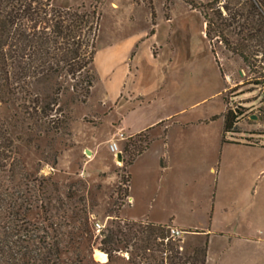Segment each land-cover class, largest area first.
Segmentation results:
<instances>
[{
  "label": "rangeland",
  "instance_id": "rangeland-1",
  "mask_svg": "<svg viewBox=\"0 0 264 264\" xmlns=\"http://www.w3.org/2000/svg\"><path fill=\"white\" fill-rule=\"evenodd\" d=\"M52 5L85 10L96 6V52L88 67L92 84L83 101L72 90L71 80L47 77L33 83L31 94L47 105L51 120L30 118L18 102L0 103V123L12 140L11 158L6 161L10 173L0 180L2 189H7L8 199L32 206L28 219L34 225L21 227L40 229V234L46 226L70 231L85 213L92 235L89 243L80 246L86 254L99 238L94 222L106 233L116 217L139 222L147 218L150 207H158L149 221L184 229L176 239L183 256L204 242L191 230H207L216 234L210 239L207 264H264V55L249 56L245 63L215 37L209 42L199 11L182 0H52ZM127 56L130 60L124 67L130 70L132 56H137L136 74L114 75L115 69L105 65V57L119 67ZM215 59L222 74L212 63ZM224 75L230 76L229 84ZM232 84L236 86L229 90ZM121 90L123 96L135 91L150 101L141 109L138 123L163 118L175 107L185 108L181 119L200 123L170 130L184 135L185 170L189 174L191 165L198 166L201 179L196 185L186 181L175 191L155 182L164 164L158 159L162 143L156 138L163 135L158 128L139 138L117 140L122 162L116 161L109 144L121 131L111 95ZM227 109H234L237 118L235 132L224 135L222 114ZM128 121L136 122L132 117ZM144 137L152 140L150 148L129 167L125 163L144 146ZM127 175L129 193L136 199L133 205L127 204ZM245 235L259 242L252 245ZM123 250L120 264L127 257ZM96 252L92 258L102 263Z\"/></svg>",
  "mask_w": 264,
  "mask_h": 264
},
{
  "label": "trees",
  "instance_id": "trees-1",
  "mask_svg": "<svg viewBox=\"0 0 264 264\" xmlns=\"http://www.w3.org/2000/svg\"><path fill=\"white\" fill-rule=\"evenodd\" d=\"M182 1L199 11L209 42L215 37L245 63L249 56L264 55V0ZM98 20L96 6L85 10L57 8L52 0H0V103L18 102L30 118L51 120L47 105L30 91L33 83L47 77L73 81L72 90L84 101L92 84L88 67L96 52ZM60 91L58 87L55 95ZM51 102L55 105L56 99L52 97ZM236 118L234 109L223 113L224 135L235 132ZM143 141L144 146H139L125 164L130 166L147 148L149 141L146 137ZM11 143L10 134L0 123V180L10 173L6 161L11 158ZM126 179L128 191L129 175ZM2 188L0 182V264H120L123 249L125 264H205L207 240L183 256L178 240L168 238L166 225L118 217L113 228L106 233L102 230L85 254L80 246L92 238L85 213H81L84 220H78L79 225L70 231L59 232L50 226L41 228L42 234L40 229L27 231L21 224L34 225L28 219L31 203L8 199L7 189L4 192ZM45 211L49 212L48 205ZM93 250L104 254L105 261H95Z\"/></svg>",
  "mask_w": 264,
  "mask_h": 264
},
{
  "label": "crops",
  "instance_id": "crops-1",
  "mask_svg": "<svg viewBox=\"0 0 264 264\" xmlns=\"http://www.w3.org/2000/svg\"><path fill=\"white\" fill-rule=\"evenodd\" d=\"M151 57V56H150ZM160 56H157L156 58L152 59H157ZM174 59H176V56H173ZM130 56H127V59L124 63L122 62L119 64V67L114 66V63H107V58L105 57V65L108 64V68L115 69L116 74H121L125 76H129L132 74H136L138 67L136 66V58L137 56H132L131 63H132V68L131 70L129 68H125V64L127 61H129ZM212 59V58H211ZM170 61V60H169ZM175 62V60L173 61ZM212 63H214V66L216 65V71H219L217 62L212 60ZM104 65V67H105ZM118 66V65H117ZM220 73V71H219ZM123 84L122 86L125 87L124 81H122ZM219 90L215 92V95L219 94ZM163 93V92H162ZM128 96H123L122 90L117 93L116 95H111V97H114V100H116V105L114 107V112H115V117L118 119V125L120 126L119 130L125 135L126 140L130 139L131 137H136L137 135L141 133H147L149 135L150 131H155L157 128L162 130L163 135L160 137H157L156 140H160L162 143V152L159 154L158 159L162 160V164L160 166V171H159V177L155 180L156 183L160 182L163 183L164 188H168L171 190L179 189L181 184H185L186 181L191 182L192 184H195L200 181L201 176L198 172V170H195L198 168L197 165H191L194 167L192 172L189 174L186 173L185 170V160L183 161V157L186 155V144H184V135H180L179 133L176 134H170V130L172 128L176 129L180 126L183 125H198L200 123H196L194 120H189V119H181L179 117V114L185 110L184 107H175L170 113H168L166 116L163 118H157V119H152L148 121H140L138 123L139 119V113L141 112V109L144 107V105L149 104L150 101L147 99H144L141 95L140 92H135V91H127ZM196 104L190 105L194 106ZM224 113V112H223ZM134 118L136 122L128 121V118ZM170 121L169 124H166L165 126L159 128L160 125H162L165 122ZM222 123H223V114H222ZM128 132V133H126ZM150 137V136H149ZM126 140H119V141H126ZM155 140V139H154ZM150 143L148 144L147 148L140 154L138 155L133 163L129 166L131 167L136 163L137 159H140L150 148V145L152 143V140L149 141ZM235 145L243 146V147H254L251 144H240V143H233ZM231 143V145H233ZM230 145V144H228ZM196 146L193 145L191 149H193ZM191 151V150H190ZM194 155L197 152L191 151ZM164 161V162H163ZM192 168V167H191ZM210 172L213 170V164L209 167ZM191 171V170H190ZM149 171L147 170L146 174L144 173V177L146 179L149 177ZM161 185V184H160ZM161 185V186H162ZM171 185V186H170ZM130 184H129V189H128V205H133L136 201L135 197L130 195ZM159 209L158 207H150V212L147 214V218L143 220H139L141 222H150L149 220L151 219V216L158 214ZM154 223V222H151ZM154 224H159V225H165L163 223H160L157 221ZM174 227H178L177 225H173ZM180 228V227H178ZM181 229V228H180ZM184 230V229H182ZM194 231L199 237H203L204 240H207V251H206V259H205V264H207V259H208V247L210 243V239L212 236H216L215 233H210L209 231H201V230H196L193 229L191 232ZM247 238V242H251L252 245L256 242H259L257 240L250 239L245 235Z\"/></svg>",
  "mask_w": 264,
  "mask_h": 264
},
{
  "label": "built area",
  "instance_id": "built-area-1",
  "mask_svg": "<svg viewBox=\"0 0 264 264\" xmlns=\"http://www.w3.org/2000/svg\"><path fill=\"white\" fill-rule=\"evenodd\" d=\"M223 1H229V0H223ZM224 81L226 83H230L231 82V78L229 75H224ZM236 85H230V88L229 90H231L233 87H235ZM259 90H260V87H259ZM117 140H126V137L125 135L122 133V132H118L117 133V139L116 141H113L109 144V150L111 153L115 154L117 152H120L118 150V145H117ZM102 226L100 224H98L97 222H94L93 223V228H94V231L99 234L102 230L101 228ZM167 234H168V238L172 239V240H176V239H179L180 237H182L183 235V231L181 229H178L177 227H174V226H168L167 227Z\"/></svg>",
  "mask_w": 264,
  "mask_h": 264
},
{
  "label": "water",
  "instance_id": "water-1",
  "mask_svg": "<svg viewBox=\"0 0 264 264\" xmlns=\"http://www.w3.org/2000/svg\"><path fill=\"white\" fill-rule=\"evenodd\" d=\"M252 119H255V117L252 116ZM116 161L119 163L122 162V152L121 151L116 153Z\"/></svg>",
  "mask_w": 264,
  "mask_h": 264
},
{
  "label": "bare ground",
  "instance_id": "bare-ground-1",
  "mask_svg": "<svg viewBox=\"0 0 264 264\" xmlns=\"http://www.w3.org/2000/svg\"><path fill=\"white\" fill-rule=\"evenodd\" d=\"M96 254V257L97 259L100 261V262H104L106 257L104 254H101V253H95Z\"/></svg>",
  "mask_w": 264,
  "mask_h": 264
}]
</instances>
